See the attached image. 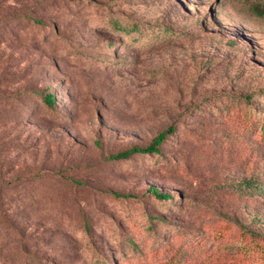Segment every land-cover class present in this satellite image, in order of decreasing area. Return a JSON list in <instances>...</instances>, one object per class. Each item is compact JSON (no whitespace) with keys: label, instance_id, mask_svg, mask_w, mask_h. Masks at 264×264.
<instances>
[{"label":"rangeland","instance_id":"374dc122","mask_svg":"<svg viewBox=\"0 0 264 264\" xmlns=\"http://www.w3.org/2000/svg\"><path fill=\"white\" fill-rule=\"evenodd\" d=\"M263 4L0 0V264H264Z\"/></svg>","mask_w":264,"mask_h":264},{"label":"trees","instance_id":"16d2710c","mask_svg":"<svg viewBox=\"0 0 264 264\" xmlns=\"http://www.w3.org/2000/svg\"><path fill=\"white\" fill-rule=\"evenodd\" d=\"M258 15H264V4H263V9L262 10H256ZM34 21H36L37 23L39 22V20L35 19ZM37 94H40L41 96V101L49 108L54 107V103H55V99L53 94L51 93H45L42 95V93L37 92ZM173 132V127L172 126H168L165 130L160 131L159 133H157L151 140V142L145 146V147H137V146H133L130 147L128 149L125 150H121L117 153H112L110 154L107 158L108 159H112V160H122V159H127L129 157H131L134 154H146V153H158L159 149L158 146L163 142V140L165 139L166 135H168L169 133ZM76 183H80L78 181H75ZM252 183H254L253 179H252ZM255 184V183H254ZM150 192H152V194L158 198V199H163L166 200L168 198H170L171 196L167 193H161L158 192V190L153 187L150 186L148 189ZM113 194L117 197L120 196H124V197H129L131 195L129 194H120L117 192H113Z\"/></svg>","mask_w":264,"mask_h":264}]
</instances>
